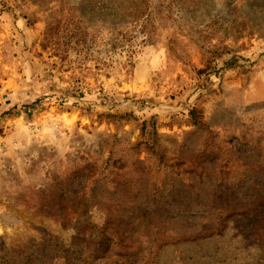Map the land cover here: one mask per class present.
<instances>
[{
	"label": "rangeland",
	"instance_id": "obj_1",
	"mask_svg": "<svg viewBox=\"0 0 264 264\" xmlns=\"http://www.w3.org/2000/svg\"><path fill=\"white\" fill-rule=\"evenodd\" d=\"M0 264H264V0H0Z\"/></svg>",
	"mask_w": 264,
	"mask_h": 264
}]
</instances>
